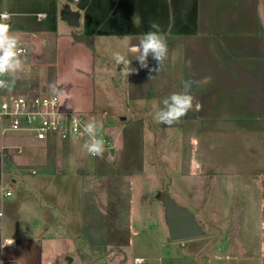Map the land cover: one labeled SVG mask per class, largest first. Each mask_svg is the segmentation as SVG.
Returning <instances> with one entry per match:
<instances>
[{"label": "crops", "instance_id": "1", "mask_svg": "<svg viewBox=\"0 0 264 264\" xmlns=\"http://www.w3.org/2000/svg\"><path fill=\"white\" fill-rule=\"evenodd\" d=\"M67 8L77 13V26L61 17ZM0 13L10 14L6 22L29 50L14 92L53 94L41 72L46 63L60 60L59 71L65 77L55 85L69 91L71 100L59 98V108L103 120L99 134L114 143L102 157L89 154V162L82 147L70 142L76 138L30 136L14 144L0 139V186L10 191L0 192V243L4 238L15 240L4 249L0 264H54L49 249L53 238L65 232L89 243L90 251L78 253L89 264H155L159 242L167 247L164 264H253L254 231L249 225L238 228L234 221L243 217L246 209L238 212L241 206L252 207L255 199L262 205L264 220V0H0ZM152 22L167 39L168 58L158 73L149 72L129 52L131 67L138 71L127 79L123 66L114 62L111 74L118 71L122 76L110 81L122 104L114 117L109 106H96V48L123 46V36L135 44L152 30ZM74 34L92 36L93 46L75 40ZM148 64L157 67L151 57ZM99 73L100 80L107 78ZM206 77L207 84H193L190 90L202 105L200 111H190L171 127L154 122L155 110L164 98L183 90V80ZM28 142L58 148L43 150L41 159L29 167L18 155ZM38 170L45 175L42 180L26 181V175ZM80 175L91 191L87 205L94 203L98 220L89 210L91 221L85 225L75 220L76 200L58 189L61 180H80ZM16 182L20 196L12 200L11 185ZM98 186L102 200L95 196ZM163 191L193 214L199 236L179 244L170 239L158 198ZM135 199L146 206L158 201L154 229L142 227L134 216ZM99 202L101 208L95 205ZM176 247L181 248L179 254Z\"/></svg>", "mask_w": 264, "mask_h": 264}, {"label": "rangeland", "instance_id": "2", "mask_svg": "<svg viewBox=\"0 0 264 264\" xmlns=\"http://www.w3.org/2000/svg\"><path fill=\"white\" fill-rule=\"evenodd\" d=\"M118 49H123L122 44L118 45L116 43V46L111 45H99L96 48V56L97 60L96 63L99 66V69L96 70V86H95V97H96V106L98 108H101L102 106L106 105L109 106V110L111 111V114L116 117V115L118 114L119 110L122 108V104L120 103V101H118L116 99V96L111 88L110 85V81L113 79H117L121 80L122 76L118 71H115L114 74H111V70H113V68L111 69V66L114 64V61L112 59V53L115 50ZM102 54V56H104V58L100 55ZM62 62L57 61L54 63H46V65H44L42 68V79L45 82V85H47L46 89L47 91L51 92V89L49 87V85L55 84L56 82H59L60 80H63L65 77V73L64 72H60L59 71V65ZM115 68V67H114ZM111 69V70H110ZM103 71L104 73L108 74L106 75L107 78L102 77L101 80L100 78H98V75L100 74L99 72ZM14 88L15 85L13 86ZM48 94V93H47ZM119 97V95H118ZM84 112V111H83ZM86 113V112H84ZM87 115H89L88 113H86ZM30 137L29 134L23 133V132H9L7 133V135L5 136H1L0 134V139L2 138L6 144H14L16 142H21V141H27L28 138ZM74 145L77 146V148H81L83 149L82 153L83 155L87 156V159L89 162H91L92 157L87 153L86 149L84 148V143L81 144L80 141L76 140V139H71ZM46 141H43V143ZM24 144V151L20 155L21 159L26 163L25 165L29 167H33L31 166V163H35V161H39L41 159V157L44 154L43 150H48V151H55L57 150L58 146L57 144L55 145H50L47 146L46 149H43L42 146L36 144L35 143H23ZM1 155V153H0ZM3 157V155H2ZM85 160V158H84ZM34 161V162H33ZM3 162H4V167H3V173H2V181L4 184L8 183L9 181L7 180L9 177L8 174V169L7 168V160H6V156L5 159L3 158ZM30 162V163H29ZM25 166V167H26ZM28 167V168H29ZM31 171V170H30ZM44 174L38 170L37 173L35 174H29L26 175V181L28 180H39L42 178H44ZM79 177H81L80 180L69 182L66 181L63 183V180H61V186L60 188H58L59 190H61V193L63 194L64 197H67V195L69 196V199L71 200H76V203L78 204L76 206V211H75V220L76 222H78L79 225H85L87 222L89 224L90 218H91V214L89 212V210H94V221H98L95 219L96 215V207H94V203L89 207L87 205V201L86 199L89 197L91 198V191L89 190L88 187L85 188L84 184L82 183V180L84 179L83 175H80ZM50 178H52L51 180H54L53 176H50ZM53 182V181H51ZM96 184V183H95ZM96 186V185H95ZM12 189H13V196H11L12 200H14L15 198L19 197V191H20V184L19 182H16L15 184L11 185ZM97 187V186H96ZM100 190H98V192L96 193L95 196H97L98 199L102 200L103 196V190L101 189V186H98ZM26 189L29 190H33V188L26 184ZM34 191V190H33ZM171 193H174L173 190H169ZM135 197V196H134ZM68 198V197H67ZM40 199L45 203L46 198L44 196H41ZM96 199V198H95ZM138 199H135L134 202V206H132L133 212H134V216L139 218V222L141 223L142 227H146L148 229H154L153 227H155L157 225V212L155 210V206L158 203V201L153 200V202H151L150 205L146 206V204H137ZM97 207L101 208L100 202L99 204H95ZM261 207L262 205L259 204V201H257L256 199L254 200V202L252 203V207L251 206H241V208L238 210V212L240 210L246 209L248 214H245L244 211L242 213V218L240 220H237L236 222L234 221V223L238 224V228L241 229H245V225H249L250 230H253V252H252V260L251 262L253 264H264V220H262L261 218ZM233 212V211H232ZM236 212V210L234 211V213ZM247 215V216H246ZM95 223V222H94ZM138 224V222H137ZM136 224V225H137ZM148 225V226H147ZM65 236L64 237H54L52 244H51V248L49 249V252L51 251V262H53L54 264H89L86 261L82 260L79 256L78 253L81 251H90L91 247L89 245L88 242H86L84 239H75L72 238L70 236L67 235V232H65ZM148 235L150 236V232L148 233ZM153 234H151L152 236ZM140 239L141 237H137L135 240ZM179 243L185 242L184 240H179L177 241ZM178 246V245H176ZM159 247V248H158ZM157 247V252H156V256H155V264H164L166 262V243H161L159 242V245ZM177 248V252L175 251V253H180L181 252V248ZM176 248H174L176 250ZM103 251V249L101 250ZM116 252V250L114 251ZM158 255V256H157ZM68 257L70 258V260H68ZM123 257H121V260ZM136 258H134L135 261ZM96 264H106L105 262H99ZM204 264H208V262H205ZM212 264V263H210Z\"/></svg>", "mask_w": 264, "mask_h": 264}, {"label": "clouds", "instance_id": "3", "mask_svg": "<svg viewBox=\"0 0 264 264\" xmlns=\"http://www.w3.org/2000/svg\"><path fill=\"white\" fill-rule=\"evenodd\" d=\"M11 19L10 14L0 13V90L11 92L16 81L20 79V74L24 70L25 50L20 46L16 36L11 31V24L6 22ZM150 29L144 33L137 43L131 42V37L123 36V49L115 50L112 53V59L117 66H123L122 73L127 77L138 70L131 67L132 59L128 53L134 54V59L138 61L141 68L149 69V72L158 73L163 67L164 61L168 58L169 47L166 37L160 31V25L152 22ZM151 57L157 62V67L149 68L148 59ZM5 77L7 79H5ZM153 79L154 76H150ZM210 78H204L203 81L183 80V90L173 92L162 100V106L158 107L153 115L155 123L171 127L177 124L181 118L190 111H200L201 103L191 94L193 84H207ZM54 97L57 99L63 97L64 101L71 100L69 91L58 88L55 84L49 85ZM56 103V100H53ZM72 108V104H67ZM74 124L79 121L74 119ZM103 128V120L88 122L83 129L90 138V142L84 144L87 153L102 157L105 151V141L98 135L99 130ZM82 133V134H83ZM11 243V242H10Z\"/></svg>", "mask_w": 264, "mask_h": 264}, {"label": "built area", "instance_id": "4", "mask_svg": "<svg viewBox=\"0 0 264 264\" xmlns=\"http://www.w3.org/2000/svg\"><path fill=\"white\" fill-rule=\"evenodd\" d=\"M20 46L24 48V56H26L29 53L28 48L21 43ZM5 79L7 78L5 77ZM54 99L56 103H53ZM74 119L79 123L74 124ZM91 121L83 111L61 110L59 99L53 94H17L14 92V88L11 92L0 90L1 136L9 132H23L37 140H46L55 136L64 140L76 138L90 142L91 138L83 133V129ZM98 135L106 142L105 150H111L114 146L112 139L99 133ZM16 148L18 152H21L20 146H16ZM34 172L35 170H31V173ZM0 192L10 194L9 190L5 191L4 186H0ZM14 245L13 238L2 239L0 243V260L2 262L4 261L2 256L4 249ZM135 262H140V259L136 258Z\"/></svg>", "mask_w": 264, "mask_h": 264}, {"label": "water", "instance_id": "5", "mask_svg": "<svg viewBox=\"0 0 264 264\" xmlns=\"http://www.w3.org/2000/svg\"><path fill=\"white\" fill-rule=\"evenodd\" d=\"M61 17L70 26L78 25L77 13L71 12L68 8L61 13ZM158 198L164 207L165 222L172 241L194 238L201 234L199 224L185 206L178 204L167 191L161 192Z\"/></svg>", "mask_w": 264, "mask_h": 264}, {"label": "trees", "instance_id": "6", "mask_svg": "<svg viewBox=\"0 0 264 264\" xmlns=\"http://www.w3.org/2000/svg\"><path fill=\"white\" fill-rule=\"evenodd\" d=\"M73 37L75 40L83 41L90 48L93 46V38L90 35L74 34Z\"/></svg>", "mask_w": 264, "mask_h": 264}]
</instances>
